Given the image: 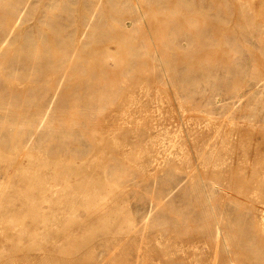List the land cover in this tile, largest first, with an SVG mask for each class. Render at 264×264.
<instances>
[{"label":"rangeland","instance_id":"1","mask_svg":"<svg viewBox=\"0 0 264 264\" xmlns=\"http://www.w3.org/2000/svg\"><path fill=\"white\" fill-rule=\"evenodd\" d=\"M0 264H264V0H0Z\"/></svg>","mask_w":264,"mask_h":264},{"label":"bare ground","instance_id":"2","mask_svg":"<svg viewBox=\"0 0 264 264\" xmlns=\"http://www.w3.org/2000/svg\"><path fill=\"white\" fill-rule=\"evenodd\" d=\"M16 22V21H15ZM15 22L13 23V25L15 24ZM83 23V22H82ZM101 42V41H100ZM49 191H51V190H49Z\"/></svg>","mask_w":264,"mask_h":264}]
</instances>
